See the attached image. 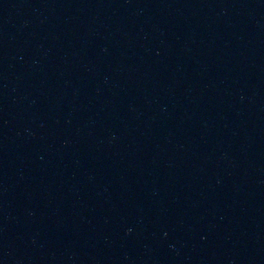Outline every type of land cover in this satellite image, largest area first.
<instances>
[{"label": "water", "instance_id": "water-1", "mask_svg": "<svg viewBox=\"0 0 264 264\" xmlns=\"http://www.w3.org/2000/svg\"><path fill=\"white\" fill-rule=\"evenodd\" d=\"M0 264H264V0H0Z\"/></svg>", "mask_w": 264, "mask_h": 264}]
</instances>
